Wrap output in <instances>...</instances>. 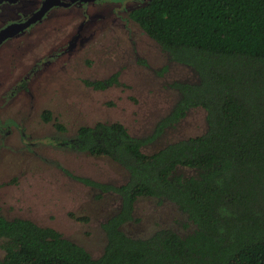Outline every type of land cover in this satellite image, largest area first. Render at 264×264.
I'll return each mask as SVG.
<instances>
[{"label":"trees","instance_id":"1","mask_svg":"<svg viewBox=\"0 0 264 264\" xmlns=\"http://www.w3.org/2000/svg\"><path fill=\"white\" fill-rule=\"evenodd\" d=\"M130 18L192 78L170 85L177 100L147 137L120 122H98L61 138L69 150L108 158L128 174L118 186L73 177L98 198L121 199L102 224L103 254L94 258L55 228L0 211L7 240L0 264H264V0H150ZM197 110L205 114L200 135L145 152ZM51 117L43 114L47 123ZM140 198L175 204L193 232L128 235L124 226Z\"/></svg>","mask_w":264,"mask_h":264},{"label":"rangeland","instance_id":"2","mask_svg":"<svg viewBox=\"0 0 264 264\" xmlns=\"http://www.w3.org/2000/svg\"><path fill=\"white\" fill-rule=\"evenodd\" d=\"M116 1L55 9L0 46V211L9 220L55 228L94 258L106 245L102 224L118 212L121 199L114 193L98 198V190L73 177L118 186L128 174L108 158L69 150V139L63 145L61 138L98 122H120L132 135L147 137L177 100L170 85L192 78L188 68L170 62L129 22V11L145 0ZM13 14L11 7L5 9L0 27ZM114 75L118 80L106 84ZM46 111L52 116L49 123L43 120ZM205 126L201 110L190 112L144 150L155 153L200 135ZM124 228L136 238L161 229L181 236L194 230L175 204L149 198L137 201L134 220ZM6 245L0 238V258Z\"/></svg>","mask_w":264,"mask_h":264},{"label":"flooded vegetation","instance_id":"3","mask_svg":"<svg viewBox=\"0 0 264 264\" xmlns=\"http://www.w3.org/2000/svg\"><path fill=\"white\" fill-rule=\"evenodd\" d=\"M46 1L47 0H0V14L3 13L5 11V9H7L9 7H11L14 11V14L10 18H8L4 22V24L0 27V31H2V30L6 29L9 26L14 25V24L26 23L29 19H31L43 7V5ZM56 1H57L58 5L53 6L44 15V17L41 20L30 25L24 31L15 35L12 38L14 39L15 37L20 36L21 34H26V32H29L34 26H36L37 24L42 22L47 16H49L51 14V12L55 9H67V10H69V9H74V8L80 7V6H85L87 8L89 5L94 4V3H102V4L107 3V2L120 3V1H116V0H96V1H90V2H85V1H81V0H78L75 2L72 0H56ZM123 1L124 2H121V3H125V2L131 1V0H123ZM132 1L135 2L136 0H132ZM148 1H150V0H145L146 4L148 3ZM146 4H144V5H146ZM144 5H142V6H144ZM142 6H140V7H142ZM132 10H130L128 13L129 22H133V20L130 18V12ZM87 15H88V12L85 14V17ZM13 16H17V17L12 18Z\"/></svg>","mask_w":264,"mask_h":264},{"label":"water","instance_id":"4","mask_svg":"<svg viewBox=\"0 0 264 264\" xmlns=\"http://www.w3.org/2000/svg\"><path fill=\"white\" fill-rule=\"evenodd\" d=\"M72 1L75 2L78 0H72ZM81 1L90 2V1H96V0H81ZM55 5H58L56 0H47L44 3L43 7L31 19H29L26 23L14 24V25H11L8 28L0 31V46L7 39L14 37L15 35L24 31L30 25L41 20L44 17V15Z\"/></svg>","mask_w":264,"mask_h":264}]
</instances>
